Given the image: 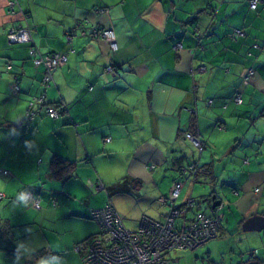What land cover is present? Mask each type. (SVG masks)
Masks as SVG:
<instances>
[{
	"label": "crops",
	"instance_id": "obj_1",
	"mask_svg": "<svg viewBox=\"0 0 264 264\" xmlns=\"http://www.w3.org/2000/svg\"><path fill=\"white\" fill-rule=\"evenodd\" d=\"M11 1L0 0V233L19 257L0 251V264H80L74 248L100 232L91 209L112 205L127 229L144 216L163 222L175 183L173 206L194 201L188 218L219 214L220 232L242 235L243 252L255 240L264 249V230L242 228L264 218V0L254 10L248 0H16L13 14ZM18 11L42 54L66 55L49 84L30 46L6 39L26 25ZM78 23L112 29L116 50L88 32L67 41ZM42 96L66 110L51 119L40 109L27 123L29 101ZM53 157L75 165L70 177L51 176ZM102 164L125 175H101ZM192 164L203 169L194 180ZM98 181L102 190L88 187ZM25 187L40 208L22 202ZM242 264H264V256Z\"/></svg>",
	"mask_w": 264,
	"mask_h": 264
},
{
	"label": "built area",
	"instance_id": "obj_2",
	"mask_svg": "<svg viewBox=\"0 0 264 264\" xmlns=\"http://www.w3.org/2000/svg\"><path fill=\"white\" fill-rule=\"evenodd\" d=\"M248 3L249 8L254 10L258 0H248ZM8 6L9 12L13 14L18 3L13 0L9 2ZM96 12L107 13V10L99 9ZM18 13L22 15L26 25H18L9 29L6 39L12 45L26 44L30 46L28 56L34 67L44 69L43 81L49 84L52 80V73L65 63L66 55L59 53L42 54L33 44L30 29L27 25V16L22 11H18ZM74 31L67 33V41H71L76 35L85 37L89 34L91 37L105 41L112 50H116L115 36L112 29L97 26H91L87 29L83 23H78ZM240 35V31L234 30V37ZM5 69L9 73L11 67L7 65ZM203 70L204 68H199V71ZM105 72L112 74L113 67L109 65L106 67ZM252 75L253 70L247 69L243 80L248 81ZM12 90L14 93H18L17 81L12 85ZM234 101L236 103L240 101L239 95L234 96ZM62 108L65 109L64 106ZM40 109L51 119H57L61 115L60 109L44 104L43 96L36 97L28 103L26 121H32ZM185 137L199 151L202 150L198 138L190 133H186ZM153 168V166L150 167L151 170ZM186 172L194 180L198 174L203 173V169L192 164L187 167ZM2 173L9 175L6 171H2ZM88 187L94 191L103 189L99 181L89 182ZM180 187L179 184L175 183L170 190L168 200H163V202L166 201L170 204V209L163 222L144 216L136 229L125 228L122 217L110 204L101 209H91L89 217L98 225L100 232L85 246L77 245L74 248L76 252L81 254L80 264H171V261L166 257L171 251L178 249L194 250L215 240L220 232L222 217L216 213L213 216H207L202 212H195L188 218L187 213L194 207L193 200H189L179 208L173 206V202L179 195ZM2 197L3 195L0 194V199ZM22 202L30 204L34 208H40V199L34 197L27 187L24 188L22 193ZM177 218H181L179 227L176 226Z\"/></svg>",
	"mask_w": 264,
	"mask_h": 264
},
{
	"label": "rangeland",
	"instance_id": "obj_3",
	"mask_svg": "<svg viewBox=\"0 0 264 264\" xmlns=\"http://www.w3.org/2000/svg\"><path fill=\"white\" fill-rule=\"evenodd\" d=\"M198 198L196 194H194ZM205 213L207 205L202 203ZM253 235V234H251ZM239 234L232 232H220L215 240H212L194 250L178 249L173 250L166 255L171 264H242V261L256 260V258L264 256V249L261 250L260 243L255 240L249 244H255L256 248L250 252H243L247 242L244 243L239 239ZM264 247V246H262ZM259 250L258 254L256 251ZM245 258L244 260L242 258Z\"/></svg>",
	"mask_w": 264,
	"mask_h": 264
},
{
	"label": "trees",
	"instance_id": "obj_4",
	"mask_svg": "<svg viewBox=\"0 0 264 264\" xmlns=\"http://www.w3.org/2000/svg\"><path fill=\"white\" fill-rule=\"evenodd\" d=\"M50 106L57 108V109H60L61 114H62V112H64L66 110V109L62 108L61 103H57V104L50 105ZM37 115H38V113L33 118V120L37 117ZM25 121H26V118H25ZM26 122L28 123L30 121H26ZM74 169H75V165L73 163L62 160V159L57 158V157H53L50 161V164H49V171H50L51 176L55 179H58V180H64V179H67L68 177H70L72 175V173L74 172ZM211 216H213V215H211ZM0 251L4 252L7 256H9L11 258H18L19 257L18 250L16 249L14 244L9 239L5 238L4 235H2L1 233H0Z\"/></svg>",
	"mask_w": 264,
	"mask_h": 264
},
{
	"label": "water",
	"instance_id": "obj_5",
	"mask_svg": "<svg viewBox=\"0 0 264 264\" xmlns=\"http://www.w3.org/2000/svg\"><path fill=\"white\" fill-rule=\"evenodd\" d=\"M13 127L17 125H12ZM217 196L212 195L211 196V201H212V209H215L220 205V201L216 200ZM243 230L248 231V232H260L261 230H264V218L260 217H253L246 221L243 225Z\"/></svg>",
	"mask_w": 264,
	"mask_h": 264
},
{
	"label": "clouds",
	"instance_id": "obj_6",
	"mask_svg": "<svg viewBox=\"0 0 264 264\" xmlns=\"http://www.w3.org/2000/svg\"><path fill=\"white\" fill-rule=\"evenodd\" d=\"M108 168H111V170L115 176L125 175V170L120 165H117V164H111V165L110 164H102V165H100L101 175H103L105 172V169H108ZM105 179L110 180V179H112V177H105Z\"/></svg>",
	"mask_w": 264,
	"mask_h": 264
},
{
	"label": "snow or ice",
	"instance_id": "obj_7",
	"mask_svg": "<svg viewBox=\"0 0 264 264\" xmlns=\"http://www.w3.org/2000/svg\"><path fill=\"white\" fill-rule=\"evenodd\" d=\"M25 190H27V189H25Z\"/></svg>",
	"mask_w": 264,
	"mask_h": 264
}]
</instances>
